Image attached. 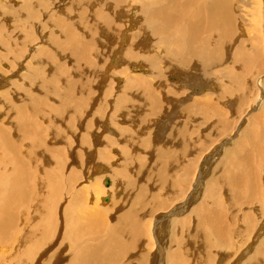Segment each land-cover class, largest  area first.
Segmentation results:
<instances>
[{
	"label": "bare ground",
	"instance_id": "1",
	"mask_svg": "<svg viewBox=\"0 0 264 264\" xmlns=\"http://www.w3.org/2000/svg\"><path fill=\"white\" fill-rule=\"evenodd\" d=\"M263 1L0 0V264H264Z\"/></svg>",
	"mask_w": 264,
	"mask_h": 264
},
{
	"label": "rangeland",
	"instance_id": "2",
	"mask_svg": "<svg viewBox=\"0 0 264 264\" xmlns=\"http://www.w3.org/2000/svg\"><path fill=\"white\" fill-rule=\"evenodd\" d=\"M263 2H264V1H263ZM239 5H241V3H239ZM254 6H255V4H254ZM254 6L249 5L248 8H245V9H244V12H245V10H248V11H249V9L252 11V8H253ZM240 11H241V12H240ZM259 12H260V14H261V12H262V15L264 16V14H263L264 11H259ZM241 13H242V14H241ZM245 13H246V15H247V12H245ZM238 15H239V16H240V15H241V16L243 15V8H240V9H239V11H238ZM262 25H263V26H262L261 28L264 27V23H262ZM235 69H236V71H235L236 73H239V72L243 73V72H244V69L242 70V68L240 69V68L237 67V68H235ZM238 69H239L240 71H239ZM247 73H248V72H247ZM247 73L245 74V79L247 78V76H246V75H248ZM243 76H244V75H243ZM247 79H251V77H250V78H247ZM245 108H246V107H245Z\"/></svg>",
	"mask_w": 264,
	"mask_h": 264
}]
</instances>
